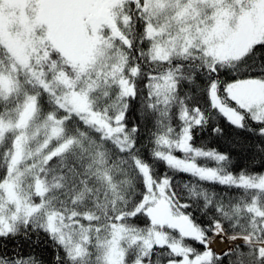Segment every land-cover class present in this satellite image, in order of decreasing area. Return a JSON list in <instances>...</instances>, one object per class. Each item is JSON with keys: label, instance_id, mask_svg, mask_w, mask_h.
I'll list each match as a JSON object with an SVG mask.
<instances>
[{"label": "snow or ice", "instance_id": "snow-or-ice-1", "mask_svg": "<svg viewBox=\"0 0 264 264\" xmlns=\"http://www.w3.org/2000/svg\"><path fill=\"white\" fill-rule=\"evenodd\" d=\"M0 264H264V0H0Z\"/></svg>", "mask_w": 264, "mask_h": 264}]
</instances>
